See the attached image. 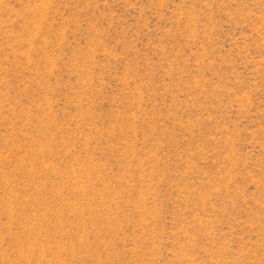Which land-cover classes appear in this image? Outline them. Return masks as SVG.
I'll return each instance as SVG.
<instances>
[{
	"label": "rangeland",
	"instance_id": "rangeland-1",
	"mask_svg": "<svg viewBox=\"0 0 264 264\" xmlns=\"http://www.w3.org/2000/svg\"><path fill=\"white\" fill-rule=\"evenodd\" d=\"M0 264H264V0H0Z\"/></svg>",
	"mask_w": 264,
	"mask_h": 264
}]
</instances>
